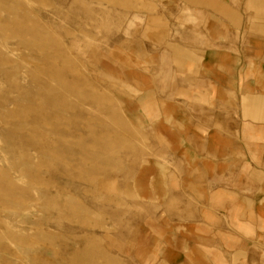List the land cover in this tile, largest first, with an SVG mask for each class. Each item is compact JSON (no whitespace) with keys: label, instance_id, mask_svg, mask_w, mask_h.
Segmentation results:
<instances>
[{"label":"rangeland","instance_id":"rangeland-1","mask_svg":"<svg viewBox=\"0 0 264 264\" xmlns=\"http://www.w3.org/2000/svg\"><path fill=\"white\" fill-rule=\"evenodd\" d=\"M186 4L0 0V264L165 259L138 185L166 145L137 97L204 36Z\"/></svg>","mask_w":264,"mask_h":264},{"label":"crops","instance_id":"crops-1","mask_svg":"<svg viewBox=\"0 0 264 264\" xmlns=\"http://www.w3.org/2000/svg\"><path fill=\"white\" fill-rule=\"evenodd\" d=\"M184 7L204 36L166 57L174 82L137 97L166 145L138 185L159 207L157 264H264V0Z\"/></svg>","mask_w":264,"mask_h":264}]
</instances>
